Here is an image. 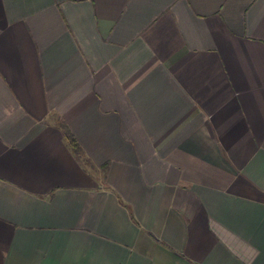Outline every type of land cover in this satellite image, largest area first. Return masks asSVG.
<instances>
[{
	"label": "crops",
	"instance_id": "0c3cea01",
	"mask_svg": "<svg viewBox=\"0 0 264 264\" xmlns=\"http://www.w3.org/2000/svg\"><path fill=\"white\" fill-rule=\"evenodd\" d=\"M0 264H264V0H0Z\"/></svg>",
	"mask_w": 264,
	"mask_h": 264
},
{
	"label": "trees",
	"instance_id": "16d2710c",
	"mask_svg": "<svg viewBox=\"0 0 264 264\" xmlns=\"http://www.w3.org/2000/svg\"><path fill=\"white\" fill-rule=\"evenodd\" d=\"M66 129V128H65ZM67 141L69 143V146L75 150L78 151L79 150V146L76 142V140L71 136V134L68 132V130L66 129V134H65Z\"/></svg>",
	"mask_w": 264,
	"mask_h": 264
}]
</instances>
